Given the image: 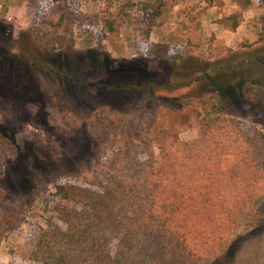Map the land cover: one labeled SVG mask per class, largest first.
<instances>
[{
  "label": "rangeland",
  "instance_id": "374dc122",
  "mask_svg": "<svg viewBox=\"0 0 264 264\" xmlns=\"http://www.w3.org/2000/svg\"><path fill=\"white\" fill-rule=\"evenodd\" d=\"M263 17L264 0H0V217L21 220L0 227V264H29L27 236L55 223L58 183L86 186L161 132L199 147L210 95L264 133ZM253 210L207 264H264V195Z\"/></svg>",
  "mask_w": 264,
  "mask_h": 264
},
{
  "label": "trees",
  "instance_id": "16d2710c",
  "mask_svg": "<svg viewBox=\"0 0 264 264\" xmlns=\"http://www.w3.org/2000/svg\"><path fill=\"white\" fill-rule=\"evenodd\" d=\"M120 13H108L105 35L117 30ZM151 52L163 58L167 47L156 43ZM200 109L199 147L183 151L176 134L161 132L128 145L86 186L58 183L55 223L27 236L29 264H207L239 227L259 220L264 133L223 116L220 95ZM20 222L9 212L0 217L7 233Z\"/></svg>",
  "mask_w": 264,
  "mask_h": 264
}]
</instances>
